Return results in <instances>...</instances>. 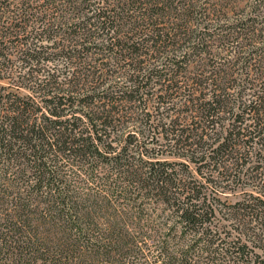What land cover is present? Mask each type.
<instances>
[{"label": "trees", "instance_id": "trees-1", "mask_svg": "<svg viewBox=\"0 0 264 264\" xmlns=\"http://www.w3.org/2000/svg\"><path fill=\"white\" fill-rule=\"evenodd\" d=\"M260 249L264 0H0V264Z\"/></svg>", "mask_w": 264, "mask_h": 264}, {"label": "rangeland", "instance_id": "rangeland-1", "mask_svg": "<svg viewBox=\"0 0 264 264\" xmlns=\"http://www.w3.org/2000/svg\"><path fill=\"white\" fill-rule=\"evenodd\" d=\"M25 92V91H24ZM157 140V138H156ZM159 140V137H158ZM162 140H159V144L161 143ZM219 184L221 186H225V192L222 195L223 200H227L230 203H233L237 200H239L241 197L244 195L248 194L249 192L257 194H261L258 186H255L251 183H246V182H240L239 184L236 183H228L226 181H219ZM263 194V193H262ZM264 255V251L260 249Z\"/></svg>", "mask_w": 264, "mask_h": 264}]
</instances>
